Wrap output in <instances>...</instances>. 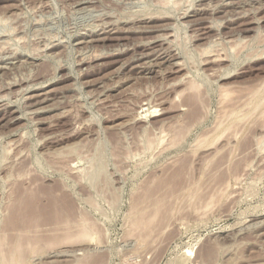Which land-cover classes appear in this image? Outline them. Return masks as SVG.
<instances>
[{
  "label": "rangeland",
  "instance_id": "rangeland-1",
  "mask_svg": "<svg viewBox=\"0 0 264 264\" xmlns=\"http://www.w3.org/2000/svg\"><path fill=\"white\" fill-rule=\"evenodd\" d=\"M263 106L264 0H0V245L23 231L26 264H264ZM149 187L165 200L144 232Z\"/></svg>",
  "mask_w": 264,
  "mask_h": 264
},
{
  "label": "bare ground",
  "instance_id": "bare-ground-1",
  "mask_svg": "<svg viewBox=\"0 0 264 264\" xmlns=\"http://www.w3.org/2000/svg\"><path fill=\"white\" fill-rule=\"evenodd\" d=\"M166 1H167V0H166ZM243 2H244V1H243ZM239 10H240V9H239ZM251 10H252V9H251ZM160 16H161V15H160ZM152 17H153V16H152ZM228 18H229V17H228ZM220 21H221V20H220ZM218 22H219V21H218ZM189 23H190V22H189ZM103 25H104V24H103ZM203 27H204V26H203ZM130 28H131V27H130ZM247 28H248V27H247ZM140 30H141V29H140ZM172 33H173V32H172ZM259 33H260V32H259ZM2 35H3V34H2ZM173 35H174V34H173ZM173 35H172V36H173ZM192 36H193V35H192ZM102 38H103V37H102ZM247 39H248V38H247ZM170 40H171V39H170ZM174 40H175V39H174ZM159 47H160V46H159ZM82 52H83V51H82ZM93 54H94V53H93ZM100 54H101V53H100ZM104 55H105V54H104ZM147 56H148V55H147ZM142 57H143V56H142ZM190 57H191V56H190ZM213 59H214V58H213ZM90 60H91V59H90ZM187 61H188V60H187ZM219 61H220V60H219ZM85 62H86V61H85ZM122 64H123V62H122ZM182 64H183V63H182ZM179 65H180V64H179ZM177 66H178V65H177ZM179 68H180V67H179ZM156 76H157V75H156ZM138 77H139V76H138ZM190 84H191V83H190ZM194 84H195V83H194ZM194 84H193V85H194ZM194 86H196V85H194ZM194 86H192V87H194ZM261 87H262V86H261ZM190 88H191V86H190ZM193 90H195V88H194ZM19 92H20V91H19ZM221 93H222V92H221ZM256 93H257V92H256ZM261 93H262V92H261ZM43 94H44V93H43ZM253 94H254V93H253ZM198 95H199V93H198ZM227 95H228V94H227ZM256 95H257V94H256ZM179 96H180V95H179ZM194 96H195V95H194ZM223 96H224V95H223ZM252 96H253V95H252ZM3 97H4V96H3ZM5 98H6V97H5ZM195 98H196V97H195ZM253 98H254V97H253ZM200 100H201V99H200ZM193 101H194V100H193ZM261 101H262V99H261ZM261 101H260V102H261ZM226 102H227V101H226ZM249 103H250V102H249ZM260 104H261V103H260ZM250 105H251V104H250ZM258 105H259V103H258ZM258 105H257V106H258ZM23 106H24V105H23ZM248 107H250V106H248ZM263 107H264V106H263ZM202 108H203V107H202ZM256 108H257V107H256ZM256 108H255V109H256ZM258 108H259V106H258ZM248 109H249V108H248ZM255 111H256V110H255ZM255 111L253 110V114H254ZM27 112H28V111H27ZM262 112H263V111H262ZM251 113H252V112H251ZM251 113H249V114H251ZM240 114H241V113H240ZM262 115H264V114H262ZM229 116H230V115H229ZM246 116H247V115H246ZM246 116H245V117H246ZM202 117H203V116H202ZM202 117H201V118H202ZM248 117H249V116H248ZM260 117H261V116H260ZM203 118H204V117H203ZM228 118H229V117H228ZM238 120H239V119H238ZM238 120H237V121H238ZM197 121H198V120H197ZM240 122H241V121H240ZM233 123H234V122H233ZM234 125H235V124H234ZM234 125H233V126H234ZM234 127H235V126H234ZM189 129H190V128H189ZM232 129H233V128H230V130H232ZM187 130H188V129H187ZM225 131H226V130H225ZM223 132H224V131H223ZM184 134H185V133H184ZM223 135H224V134H223ZM176 136H177V135H176ZM218 137H219V136H218ZM183 138H184V137H183ZM176 140H178V139H176ZM152 141H153V140H152ZM173 141H175V140H173ZM173 141H172V142H173ZM181 141H182V140H181ZM216 141H218V140H216ZM159 142H160V141H159ZM172 142H171V143H172ZM175 142H176V141H175ZM178 142H179V141H178ZM147 143H148V142H147ZM150 143H152V142H150ZM163 143H164V142H163ZM203 143H205V142H203ZM161 144H162V143H161ZM161 144H160V145H161ZM173 144H174V143H173ZM179 144H180V143H179ZM201 144H202V143H201ZM150 145H151V144H150ZM175 145H176V144H175ZM147 146H148V145H147ZM199 146H200V145H199ZM149 147H150V146H149ZM200 147H201V146H200ZM211 147H212V146H211ZM197 148H198V146H197ZM72 149H73V148H72ZM205 150H206V149H205ZM76 152H77V151H76ZM220 158H221V157H220ZM99 167H100V166H99ZM206 168H207V167H206ZM204 169H205V168H204ZM210 169H211V168H210ZM99 170H100V169H99ZM206 170H207V169H206ZM101 172H102V171H101ZM225 172H226V171H225ZM225 175H226V174H225ZM175 178H176V177H175ZM214 180H215V179H214ZM199 182H200V181H199ZM197 183H198V182H197ZM166 184H167V183H166ZM167 185H168V184H167ZM194 185H195V184H194ZM198 185H199V184H198ZM151 186H152V185H151ZM160 186H161V185H160ZM164 186H165V185H164ZM170 186H171V185H170ZM167 187H168V186H167ZM171 187H172V186H171ZM195 187H196V186H195ZM198 187H199V186H198ZM198 187H196V188L199 190ZM147 188H148V187H147ZM169 188H170V187H169ZM169 188H168V189H169ZM202 188H203V187H202ZM149 189H150V187H149ZM149 189H147V191H148ZM170 189H171V188H170ZM206 189H208V188H206ZM220 189H221V188H220ZM165 190H166V189H165ZM165 190H164V191H165ZM171 190H172V189H171ZM194 190H195V188H194ZM194 190H193V192H191V193H194ZM225 190H226V189H225ZM168 191H169V190H168ZM196 191H197V190H196ZM196 191H195V193L199 192L200 190L197 191V192H196ZM201 191H202V190H201ZM201 191H200V192H201ZM152 192H153V190H152ZM152 192H151V189H150L149 192H148L147 195H146V191H145V195H143V196H146V197L148 196V197H147V200H149V199H150V200H151V199H154V200H153V207H154V208H153V209H154L153 212H151L150 215H149V214L145 213L146 211L144 212V210L141 208V209L143 210V211H142V215H141V212H138V214H139L141 217H140V218L138 217L139 219L136 220V219H137V216H135V220H136V221H135V223H133V224H135V226L137 225V227H142L141 230H143L144 228H146V229H144V232H145V230L150 229V228L153 226L154 222H156L155 220H156V218H157V216H158L160 210H162V209H160V208H162V207L159 208V206H160L161 203H163V200H165L164 197H163V198L161 197L162 199H160V198H156V197L159 196V195H157L156 197H154V195L152 194ZM186 192H189V191H186ZM219 192H221V191L219 190ZM168 193H169V192H168ZM188 194H190V192H189ZM220 194H221V193H220ZM190 195H191V194H190ZM190 195H189V196H190ZM193 195H194V194L191 195L192 198H193ZM143 196H141V197H143ZM182 196H184V195L182 194ZM199 196H200V194H199ZM199 196L197 197V200H199ZM218 196H219V195H218ZM146 197H145V199H146ZM186 197H188V196H186ZM220 197H221V196H220ZM23 198H24V197H23ZM148 198H149V199H148ZM180 198H181V197H180ZM188 198H189V197H188ZM192 198H191V199H192ZM200 198H201V197H200ZM33 199H34V198H33ZM140 199H141V198H140ZM140 199H139V200H140ZM142 199H144V197H143ZM189 199H190V198H189ZM194 199H195V197H194ZM194 199H193V200H194ZM57 200H58V199H57ZM137 200H138V199H137ZM197 200H196V201H197ZM211 200H212V199H211ZM144 201H146V200H144ZM183 201H184V200H183ZM136 202H137V201H136ZM138 202H140V201H138ZM141 202H142V201H141ZM190 202H192V201L190 200ZM208 202H209V201H208ZM210 202H211V201H210ZM215 202H216V201H215ZM218 202H219V201H218ZM194 203H195V202H194ZM196 203H197V202H196ZM166 204H167V203H166ZM175 204H176V203H175ZM207 204H208V203H207ZM92 205H93V204H92ZM161 205H162V204H161ZM172 205H173V203H172ZM176 205H177V204H176ZM193 205H194V204H193ZM170 206H171V205H170ZM59 207H60V206H59ZM144 207H145V206H144ZM172 207H173V206H172ZM196 207H197V205H196ZM206 207H207V206H206ZM206 207H205V208H206ZM209 207H211V205H209ZM209 207H207V209H208ZM134 208H135V207H134ZM131 209H132V208H131ZM19 210H20V209H19ZM19 210H18V211H19ZM133 210H134V209H133ZM201 210H202V209H201ZM60 211H61V210H60ZM60 211H57V212H59V214H60ZM171 211H173V210L171 209ZM196 211H198V210H196ZM209 211H211V209H210ZM61 212H62V211H61ZM143 212H144V214H143ZM149 212H150V211H149ZM25 213H26V212H25ZM205 213H207V212H205ZM49 214H50V213H49ZM59 214H58V215H59ZM64 214H65V213H64ZM145 214H146L147 216H148V215H149V216H148V217H147V216L145 217ZM14 215H15V214H14ZM25 215H26V214H25ZM55 215H56V214H55ZM86 215H87V214H86ZM132 215H133V214H132ZM21 216H23V215H21ZM28 216H29V214H28ZM34 216H35V215H34ZM66 216H67V215H66ZM83 216H84V215H83ZM25 217H27V216H25ZM38 217H39V216H38ZM50 217H51V216H50ZM58 217H59V216H57V219H58V220L62 219L61 216H60V219H59ZM67 217H68V216H67ZM69 217H70V216H69ZM69 217H68V218H69ZM73 217H74V215H73ZM68 218L66 219V217H65V219H63L64 221L61 220V221H63V223H62L61 221L58 222V220H57V222L60 223L59 225H61V224H62V225L65 224V225L67 226L66 228L68 229V228H69V225L72 224V223H74V222L70 223L69 221H67ZM25 219H26V218H25ZM70 219H72V218H70ZM75 219H76V218H75ZM12 220H13V219H12ZM43 220H45V219L43 218ZM65 220H66V221H65ZM86 220H87V219H84V221H86ZM13 221H14V220H13ZM27 221H28V220H27ZM55 221H56V220H55ZM71 221H72V220H71ZM74 221H75V220H74ZM131 221H132V220H131ZM133 221H134V219H133ZM32 222H33V221H32ZM34 222H35V221H34ZM50 222H51V220H50ZM1 223H2V222H1ZM29 223H30V222H29ZM75 223H76V222H75ZM89 223H90V222H89ZM89 223H88V225H89ZM8 224H9V223H8ZM10 224H11V223H10ZM34 224H35V223H34ZM54 224H55V223H54ZM65 225H64V226H65ZM82 225H85V226H86V224H82ZM82 225H81V226H82ZM131 225H132V224H131ZM28 226H29V225H28ZM64 226H62V227H64ZM71 226H72V225H71ZM71 226H70V228H71ZM79 226H80V225H79ZM22 227H23V226H22ZM25 227H26V226H25ZM86 227H87V226H86ZM132 227H134V226H132ZM137 227H136V228H137ZM37 228H38V227H37ZM44 228H45V227H44ZM64 228H65V227H64ZM78 228H80V227H78ZM13 229H14V228H13ZM18 229H19V228H18ZM30 229H31V228H30ZM59 229H60V228H59ZM73 229H74V228H73ZM75 229H76V228H75ZM80 229H81V228H80ZM89 229H90V228H89ZM138 229H140V228H137V230H138ZM24 230H25V228H24ZM35 230H37V229H35ZM35 230H34V231H35ZM54 230H56V229H54ZM65 230H66V229H65ZM70 230H71V229H70ZM77 230H78V229H77ZM94 230H96V229H94ZM56 231H57V230H56ZM78 231H80V232H79V233L76 232L77 234H76L74 237H73V235L75 234V232H73L74 234H72V232H69V233L71 234L70 236H72V237L74 238V239H73V238H70V241H71V240H74V242H75V239L81 240L82 238L88 237V236L90 235L88 232H93V231H89V230H88V227H87V230L85 229V230H78ZM87 231H88V232H87ZM15 232H16V231H15ZM19 232H20V231H19ZM22 232H23V231H22ZM22 232H20L21 234L17 233V234H19V235H16V236H17V237H16V240H14V241H13L14 243H12L13 245H14V244H15V245H14V246L9 245V246H12V247H11L12 249L10 248L11 250L8 249L7 246L4 247V246H5V244H4L5 242L2 244V245H4V246L0 245V246L2 247V249H0V257L3 258V259L1 260L2 262H4L5 260H7V261H5L6 264H26V262H27V261L25 262V258H26V257L24 258V256H26V255H25L26 253H25V252H24L25 254L23 253V249H24V243H23V242H24V240L21 238V237H22ZM35 232H36V231H35ZM57 232H59V230H58ZM64 232H65V231H64ZM4 233H5V232H4ZM24 233H25V231H24ZM39 233H40V232H39ZM47 233H48V232H47ZM50 233H51V232H50ZM93 233H94V232H93ZM64 234H65V233H64ZM87 234H89V235L87 236ZM24 235H25V234H24ZM40 235H41V234H40ZM50 235H51V234H50ZM62 235H63V234H62ZM68 235H69V234H68ZM68 235H67V233H66V237L63 236V240H64V238H67ZM3 236H4V235H3ZM26 236H27V235H26ZM29 236H30V235H29ZM48 236H49V235H48ZM55 236H56V235H55ZM97 236H98V235H97ZM100 237H101V236H100ZM4 238H6V237H4ZM11 238H12V237H11ZM20 238H21V239H20ZM68 238H69V237H68ZM68 238H67V239H68ZM12 239H13V238H12ZM36 239H39V238H36ZM53 239H54V238H53ZM53 239H52V240H53ZM58 239H59V238H58ZM67 239H66V240H67ZM86 239H87V238H86ZM9 240H10V239H9ZM48 240H50V239H48ZM56 240H57V239H56ZM59 240H60V239H59ZM83 240H84V239H83ZM4 241H5V240H4ZM38 241H39V244H40V243H41L40 240H38ZM50 241H51V240H50ZM53 241H55V240H53ZM53 241H52V242H53ZM61 241H62V240H61ZM0 242H1V240H0ZM25 242H27V244H28L29 242H33V241L30 240V241H25ZM42 242H43V241H42ZM57 242H58V241H57ZM59 242H60V241H59ZM63 242H64V241H63ZM33 243H34V242H33ZM33 243H31V244L29 243V244H30V249L32 248L31 245H33ZM43 243H44V242H43ZM46 243H47V242H46ZM46 243H45V244H46ZM64 243H65V242H64ZM71 243H72V242H71ZM79 243H80V242H79ZM7 244H8V243H7ZM25 244H26V243H25ZM41 244H42V243H41ZM57 244H58V243H57ZM62 244H63V243H62ZM250 244H251V243H250ZM47 245H48V244H46V246H47ZM74 245H75V244H74ZM27 246H28V245H26V247H27ZM34 246H35V244L33 245V248H34ZM37 246L40 247L39 245H37ZM35 247H36V246H35ZM41 247L43 248V246H41ZM4 248H5V249L7 248V249H8V252H9V253L7 254V250H6V254H7V257H6V258H7V259H5V255H4V253H5L4 251H5V250H4ZM27 248H29V247H27ZM34 249H35V248H34ZM209 249H210V248H209ZM213 249H214V247H213ZM3 250H4V251H3ZM9 250H10V251H9ZM35 250H36V249H35ZM214 250H215V249H214ZM27 251H28V250H26V252H27ZM39 251H40V249H39ZM36 252H37V250H36ZM76 253H77V252H76ZM214 253H215V252H214ZM207 254H208V253H207ZM209 254H210V253H209ZM212 254H213V253L211 252L210 257L213 256ZM32 256H33V255H32ZM196 257H197V256H196ZM204 257L206 258V256H204ZM207 257H208V256H207ZM216 257H217V256H216ZM212 258H213L214 260L216 259L215 257H212ZM212 258H211V259H212ZM4 259H5V260H4ZM213 259H212V260H213ZM243 259H244V258H243ZM26 260H27V258H26ZM207 260L209 261L210 259L208 258ZM82 262H83V261H82ZM204 262L207 263V261H205V259H204ZM211 262H212V261H211ZM209 263H210V262H209ZM79 264H80V263H79ZM81 264H82V263H81ZM83 264H84V263H83Z\"/></svg>",
  "mask_w": 264,
  "mask_h": 264
}]
</instances>
